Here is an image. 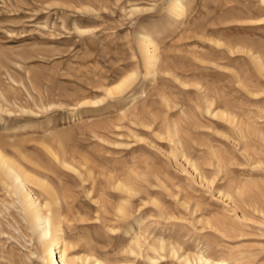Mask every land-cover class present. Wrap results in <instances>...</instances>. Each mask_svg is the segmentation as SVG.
<instances>
[{"label":"rangeland","instance_id":"rangeland-1","mask_svg":"<svg viewBox=\"0 0 264 264\" xmlns=\"http://www.w3.org/2000/svg\"><path fill=\"white\" fill-rule=\"evenodd\" d=\"M172 1L0 0V149L69 194L70 257L121 264L143 222L130 264H264V0H188L178 24ZM0 222V264L26 259L1 178ZM161 237L178 254L152 261Z\"/></svg>","mask_w":264,"mask_h":264},{"label":"bare ground","instance_id":"bare-ground-1","mask_svg":"<svg viewBox=\"0 0 264 264\" xmlns=\"http://www.w3.org/2000/svg\"><path fill=\"white\" fill-rule=\"evenodd\" d=\"M187 2L188 0L172 1V5H173L172 7H174L172 16L173 18H175L176 21L175 23L178 24L182 16L185 14L188 5ZM141 37H142V52L147 63V68H148L147 76L149 78L152 75H155L154 69L157 67L159 63V55L157 54L158 48H157L156 40L154 38L155 36L153 35L152 32L150 31L143 32L141 34ZM135 76H136L135 73H131L123 77L118 82L114 83L112 86L107 88V91L110 94L115 92L116 93L124 92L128 87H130V85L132 84V80ZM137 96L138 94L133 95L131 98L132 101L136 99ZM68 164L69 163L66 164L65 162L64 165L70 167L71 164L69 165ZM196 167L194 166V168ZM0 178L4 180L5 184L10 189V194L11 197L13 198V206L14 208L17 209V211L20 212V215L24 221V223L21 224L20 227L21 231L23 230L21 232L22 236L27 238L26 241L27 247L25 246L26 244L24 245L28 251L27 253L24 252L26 259H24L23 257H18L15 254L14 250L10 249L7 252L4 251V255L1 256L3 259L5 258L7 260L6 262L8 264H109L107 263L108 259L105 260L99 257V255L95 253L94 249H91L89 247L87 248L88 250H86L89 252L87 253L86 257H80L77 256L76 254L71 257L69 256L70 254L69 251L72 250L75 245H72V243H70L67 240L64 230L63 214L67 213L65 212L64 206L65 204L70 203V196L68 193L65 192V194L61 196L60 191L54 188V185L51 186L50 185L51 183L48 182L46 178L43 179L34 174L29 173L19 164L13 162L8 157H6L5 154L1 151V149H0ZM30 185L40 187L47 194L44 193L42 199V197L39 196L40 195L39 191L35 192V190L33 189L34 187H31ZM129 191L132 190L130 189ZM42 193L43 192L41 191V194ZM120 209L122 210V208ZM120 209L119 212L121 211ZM141 223L142 226L143 222ZM141 226H139V230L135 228H131L129 231H127V237L129 238L128 239L129 243L123 247V253H125L128 257L143 252V246H142L143 241L141 237H144L143 234L145 233H143V229ZM1 232L4 233V229H2ZM8 238L16 239V241L20 240L14 234H11V237L8 236ZM161 238L162 239H160V241L158 240L159 239L158 238L156 240L157 242L148 244V247L157 253V256L156 255L152 256L146 253L147 255L146 257L148 259L155 261L158 258L159 259L164 258L166 257V255L169 254L170 256L173 257L177 256L178 251L176 250L174 245H168L166 241H164L163 237ZM85 245L86 247L88 246L86 243ZM127 256H125L126 257L125 260L120 259L116 261L121 262V264H130L131 259L128 258ZM205 256L199 255L197 259L199 260V262H203V263H213V264L223 263L222 261H218V259L217 261H215L211 259V257L208 256L205 257ZM184 257L185 256L183 255L182 258ZM188 257H185L183 260L189 263L191 260Z\"/></svg>","mask_w":264,"mask_h":264}]
</instances>
